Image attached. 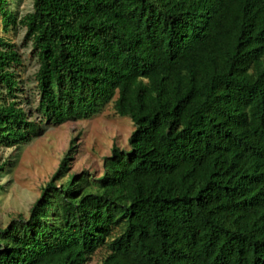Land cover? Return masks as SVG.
Listing matches in <instances>:
<instances>
[{"label": "trees", "instance_id": "trees-1", "mask_svg": "<svg viewBox=\"0 0 264 264\" xmlns=\"http://www.w3.org/2000/svg\"><path fill=\"white\" fill-rule=\"evenodd\" d=\"M0 15V147L111 102L136 126L100 177L59 187L66 158L30 217L0 225V264H88L104 247L101 264H264V0H34ZM19 27L40 63L36 111L6 35Z\"/></svg>", "mask_w": 264, "mask_h": 264}, {"label": "rangeland", "instance_id": "rangeland-1", "mask_svg": "<svg viewBox=\"0 0 264 264\" xmlns=\"http://www.w3.org/2000/svg\"><path fill=\"white\" fill-rule=\"evenodd\" d=\"M1 6L22 16L34 9V0H1ZM0 15V31H2ZM22 55L23 64L17 68L21 80L20 96L23 105L36 111L39 90L36 74L39 59L31 43L25 42V29L19 27L6 34ZM136 130L132 119L117 114L114 102L88 119L68 120L49 125L30 142L16 147H0V225L7 226L14 218H29L43 189L59 172L68 156L69 169L57 180L61 187L71 176L85 174L100 177L105 171V158L113 154L115 146L130 149V139ZM107 254L99 248L88 264H101Z\"/></svg>", "mask_w": 264, "mask_h": 264}]
</instances>
